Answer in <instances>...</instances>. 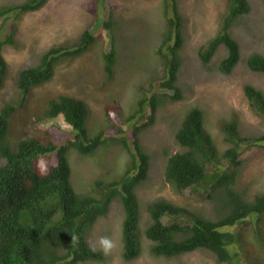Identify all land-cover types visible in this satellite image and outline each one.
<instances>
[{"label": "trees", "instance_id": "trees-1", "mask_svg": "<svg viewBox=\"0 0 264 264\" xmlns=\"http://www.w3.org/2000/svg\"><path fill=\"white\" fill-rule=\"evenodd\" d=\"M47 1L2 2L0 19L10 14L21 17ZM164 3L167 12L161 41L153 51L158 64L151 76L135 85L127 114L120 107L107 104L106 122L91 123L86 101L60 93L48 99L44 114L52 118L60 116L68 129L52 123L43 136L35 134L12 141L10 117L15 106L5 103L0 108V158L4 159L0 165V264H77L102 259V251L91 246L87 236L97 217L108 211L115 198L120 199L123 208L121 256L130 261L140 254L137 187L148 178L150 167V155L140 143V132L153 122L162 106L181 98L177 85L183 43L179 0ZM250 11L249 0H225L217 32L199 49L205 65L217 48L224 46L226 54L217 68L224 74L233 70L240 60V45L231 29ZM102 24L110 36V48L102 55L103 71L110 83L115 76L119 27L112 17ZM16 31L17 24L0 38V88L7 74L2 48L16 44ZM95 40L96 36L86 28L77 42L54 44L43 50L34 63L18 72V93L29 94L49 81L61 61L81 56ZM245 63L253 71L264 72V51L250 52ZM155 80L158 84L154 86ZM243 91L252 111L264 119V92L251 83H244ZM145 107H149V112H145ZM125 123L129 125L127 130L123 127ZM219 126L228 143L222 151L217 149L204 125L199 107H189L181 116L174 131L180 147L173 153L166 151L165 179L177 193L187 190L205 194V198L214 202L213 211L204 213L163 197L150 200L146 204L149 222L144 231L150 240V254L171 258L204 248L217 261L232 264L248 224L255 227V234L264 245V189L250 194L247 187L239 185L244 167L241 144L264 146V130L258 135L242 134L236 113L221 118ZM112 147L126 152L122 172L112 179L106 176L109 181L105 184L95 179L102 190L98 197L91 191L76 190L68 158L70 151L96 156L99 150ZM239 222L244 227L228 229Z\"/></svg>", "mask_w": 264, "mask_h": 264}, {"label": "rangeland", "instance_id": "rangeland-1", "mask_svg": "<svg viewBox=\"0 0 264 264\" xmlns=\"http://www.w3.org/2000/svg\"><path fill=\"white\" fill-rule=\"evenodd\" d=\"M6 1L10 0H0V3ZM249 1L251 11L231 29L240 45V60L229 74H224L217 68L218 62L226 54L224 46L217 48L207 65L200 58L199 49L217 32L225 0H179L183 43L177 85L181 90V98L162 106L153 122L140 132V143L150 155L148 178L137 187L140 254L130 261L121 256L123 208L120 199L115 198L108 211L97 217L87 236L88 243L99 248L103 258L77 264H227L217 261L215 255L204 248L171 258L150 254V240L144 234L149 222L146 204L163 197L204 213L211 214L213 211L214 202L205 198V194L196 195L187 190L177 193L165 179L166 151L173 153L180 147L174 138V131L187 108L197 106L201 109L204 125L220 151L228 143L224 141L219 121L228 118L231 113H236L242 134L258 135L264 130V119L252 111L243 91L244 83H251L264 92V72L253 71L245 63L250 52L264 51V0ZM164 2L48 0L39 9L24 13L21 17L10 14L7 18H1L0 38H4L17 24L16 44L4 45L2 48L7 74L0 88V108L5 103L15 106L10 117V140L16 141L35 134L43 136L44 130L52 123L60 124L64 130L68 129L60 116L52 118L44 114L48 99L60 93L86 101L90 108L91 123L101 120L106 122L104 107L107 104L120 107L127 114L135 85L151 76L155 64H158L153 51L161 41L167 12ZM110 17L116 21L119 30L115 76L107 83L102 55L110 48V36L102 22ZM86 28L96 36L95 43L91 44L88 51L61 61L53 77L33 88L29 94L18 93L16 79L22 68L34 63L39 53L51 45L77 42L79 34ZM152 83L154 86L158 84L156 80ZM137 90L142 92L139 88ZM144 110L149 112V107ZM123 127L127 130L128 123L123 124ZM240 149L244 167L239 185L247 187L250 194L264 189V146L243 143ZM70 152L68 158L75 189L91 191L95 197L102 192L95 179H101L105 184L109 179L106 176L110 175V179L117 177L126 159V152L119 147L103 148L96 156ZM3 162L4 159L0 158V165ZM241 227L244 225L239 222L228 229L237 230ZM243 231L244 237L237 244L239 254L232 264H264V245L257 238L255 227L248 224ZM101 236H108L114 241V246L107 253L98 244Z\"/></svg>", "mask_w": 264, "mask_h": 264}, {"label": "clouds", "instance_id": "clouds-1", "mask_svg": "<svg viewBox=\"0 0 264 264\" xmlns=\"http://www.w3.org/2000/svg\"><path fill=\"white\" fill-rule=\"evenodd\" d=\"M98 244L102 250L107 253L114 246V241L108 236H101L98 240Z\"/></svg>", "mask_w": 264, "mask_h": 264}]
</instances>
